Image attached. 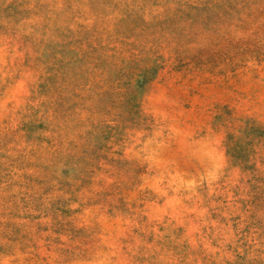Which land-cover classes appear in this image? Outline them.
I'll list each match as a JSON object with an SVG mask.
<instances>
[{
    "label": "rangeland",
    "instance_id": "rangeland-1",
    "mask_svg": "<svg viewBox=\"0 0 264 264\" xmlns=\"http://www.w3.org/2000/svg\"><path fill=\"white\" fill-rule=\"evenodd\" d=\"M0 264H264V0H0Z\"/></svg>",
    "mask_w": 264,
    "mask_h": 264
}]
</instances>
